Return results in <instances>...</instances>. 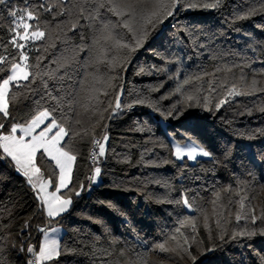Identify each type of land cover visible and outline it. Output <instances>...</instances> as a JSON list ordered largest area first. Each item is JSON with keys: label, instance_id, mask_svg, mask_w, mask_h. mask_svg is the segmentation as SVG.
<instances>
[{"label": "snow or ice", "instance_id": "6c2138e0", "mask_svg": "<svg viewBox=\"0 0 264 264\" xmlns=\"http://www.w3.org/2000/svg\"><path fill=\"white\" fill-rule=\"evenodd\" d=\"M189 10H212L223 17L233 31L241 33L239 22L264 17V0H237L235 3L229 0H0V25L4 13L8 19L7 29L0 31V186L9 182L10 173L15 172L24 177L35 205L19 228V245L15 240L9 244L14 219L27 201L20 196L13 198L11 193L7 200L0 199V264H12L9 256L13 251L26 253V264H81L79 258H84L86 264H150L153 254L161 264H204L201 257L215 252L224 243L234 241L236 246L244 247L241 241L264 237V202L254 203L264 191V152L248 161L252 165L248 171L249 181L236 177L235 187L231 183L213 184L211 199L205 206L197 201L203 200L201 190L208 191V188L204 185L198 189L184 187L185 173L189 167L195 170L202 165L204 161L200 158H208L207 162L214 166L223 164L231 159L234 145L224 151L221 160L198 140L194 130L173 128L156 137L147 119H133L127 129L143 134L139 145L131 141L123 144L122 140L127 149L122 153L109 143L111 122L129 117L137 107L159 113L164 121L179 120L192 107L218 112L225 105L238 104L237 97L264 94V86L258 79L264 77V59L258 57L261 67L254 68L256 60L236 52L232 55L241 56L246 61L244 64L233 63L223 69L218 66L211 73L212 79L207 81L204 76L208 73H185L181 79V65L185 58L192 57L182 58L175 53L165 56L154 48L147 51L163 60L165 66L149 64L146 69L137 64L135 74L167 73L168 79L175 81V87L159 100L179 98L164 110L159 100L150 94L159 92L166 81L147 85L146 91L125 88V76L136 53L154 33L163 34L160 25L165 21H169L173 29L169 43L193 49L197 58L205 52L209 59L223 58L221 49L210 46L217 33L207 31L206 25L172 23L181 11ZM255 27L264 32V22L256 23ZM243 35L248 37L247 49L264 55V39L249 31H244ZM202 36L207 43L201 41ZM171 64L178 65L174 73L169 71ZM234 67L240 68L239 83L235 82L236 77L227 75ZM222 70L226 72L225 78L218 80L216 73ZM220 92L223 95L217 99ZM125 95L129 99H122ZM242 107L237 115L251 116L254 111L264 114V95L253 100L251 106ZM238 136L264 137V128L241 132ZM132 148L139 150L136 165L159 167L160 163H171L177 168L175 175L168 179L148 180L166 189L165 195L157 197L155 202L173 204L194 214L177 220V226L161 233L162 239L148 240L130 225L125 210L112 201L102 200L99 201L102 206L129 225L132 239L113 235L102 218L92 216L83 218L101 225L100 234L89 233L88 239H84L81 229L71 228L73 235L67 238V230L62 234V222L71 215L74 200L83 192L91 191L93 186H104L107 174L104 165L108 161L132 165ZM157 149L167 152L168 156L161 158ZM78 159L87 164V185L84 181L77 182ZM176 161L181 164L176 165ZM188 161L194 164L189 166ZM241 166H244L243 159ZM255 168L260 169L259 178ZM45 171H48L47 176ZM172 181L180 182L179 189ZM122 185V181L118 183L114 179L109 187L119 189ZM176 191L179 196L170 198ZM148 198L151 199V195ZM36 216L43 223L35 226L39 239L31 243L36 239L31 232ZM54 224L61 226L54 227ZM201 229L206 234L208 247H204ZM214 240L221 245L213 243ZM253 252L258 264H264V253L255 249ZM121 257L127 258L121 260Z\"/></svg>", "mask_w": 264, "mask_h": 264}, {"label": "trees", "instance_id": "16d2710c", "mask_svg": "<svg viewBox=\"0 0 264 264\" xmlns=\"http://www.w3.org/2000/svg\"><path fill=\"white\" fill-rule=\"evenodd\" d=\"M230 3H235L237 0H229ZM230 11V10H229ZM2 25H0V31L7 29L8 19L6 13ZM189 22L200 23L206 25L207 31L216 32L217 36L210 45L211 48H219L223 51L224 55L222 59L212 60L209 59L207 52L204 55L197 58L193 52V49L188 47H176L174 44L168 42V37L173 31L171 24L168 23L166 26L160 25V29H163V34L159 32L154 33L153 38L145 44L144 48L140 49L133 60V65L129 66L127 74L125 76V88L136 90H145L147 85H156L161 82L164 83V87L159 92H152L150 95L153 99L159 100L162 95H166L169 91L175 87V81L168 79L167 73H160L152 75H136L137 68L135 65L139 64L147 69L149 64H156L158 66H165L164 61L154 57L147 49L154 48L164 53L165 56H172V54H179L182 58L191 56L192 59H184L181 65V79L184 74H196L202 75L208 73L209 75L204 76V80L207 81L212 79L211 73L219 66L222 69L225 65L231 66L233 63L242 65L246 61L241 58L246 54L247 57H251L257 62L253 64L254 68H260L261 64L257 59H264L259 51L253 53L250 49H247L246 42L248 37L243 35L244 31L253 32L256 37L264 39V32L259 31L256 27V23L264 22V17L257 16L248 21L239 22L237 26L242 28L241 33L233 31L227 23L224 22L223 17L217 15L212 10H189L181 11L176 20L172 23L185 24ZM5 39L7 33L4 32ZM201 41L207 43L205 37H201ZM187 43V41H186ZM241 53V56H234L232 53ZM178 65H169V71L174 73ZM246 71L250 70L246 69ZM240 74V68L234 67L231 73L227 75L236 77V83H239L238 77ZM226 72L220 71L216 73V78L222 80L225 78ZM249 79L251 75L249 74ZM261 86H264V77H259ZM230 82L231 79H230ZM206 86V85H205ZM223 92H220L217 99L222 97ZM264 94H258L257 97H237L236 101L238 104H233L231 107L225 105L218 112L204 111L202 108L192 107L184 112V115L179 120H172L169 118L168 121H164L163 118L157 112L146 107H137L133 110V113L124 119L116 120L111 122L110 125V141L109 143L114 145L118 152H125L127 149L123 144H127L130 141L135 142L139 145L143 140V134L132 133L127 131L131 125L133 119H147L156 137H160L164 132L171 131L173 128L180 130H194V134L198 140L207 145L209 150L213 151L215 155L223 160L224 151L231 146L233 148L232 157L230 160L224 161L223 164L213 165L208 161V158H200L204 162L202 165L196 166L195 170L192 167L186 171L185 175L187 179L184 181V187L198 189L201 185L208 188V191L201 190V196L203 200L198 199V203L205 204L206 201L211 199V189L213 184L216 185H227L229 183L236 186V177H239L240 181L247 182L251 178L248 176V171L252 168V165L248 163L257 153L264 152V137H257L255 139L239 138L238 134L241 132H248L252 129L264 128V114L254 111L253 115H237L238 111H242V105L247 104L251 106L253 100H257L259 96ZM178 96H172L171 99L159 100V105L162 109L166 110ZM122 99H129L127 95ZM231 121V123H226ZM171 126V127H169ZM97 134H100V130H97ZM123 140V144L122 141ZM160 153V157L163 158L168 156V153L160 149L156 150ZM85 155H87V147L84 149ZM132 153V165L128 164H117L114 160L107 162L104 167L107 168V174L104 177L103 187L93 186L91 191H85L82 193L80 198L74 200L72 213L68 216V219L62 222V234L64 230H67V238L71 239L72 232L71 228H79L82 230L84 239H88L89 233L100 234L102 232V226L93 224L88 219L83 217L92 216L102 218L107 225L112 229L113 235L132 239L129 235V225L122 223V218L116 216L107 207L102 206L99 201H112L120 208L125 210L130 218V225L134 226L137 232L148 240H159L162 239L161 233L167 232L173 227L177 226L176 221L182 219L184 215H193L194 213L189 212L186 209L178 208L173 204L157 203L155 202L157 197H162L166 193V189L161 185L155 183H148L150 178L165 180L175 175L177 168L173 164L160 163L159 167L143 165H136L135 161L139 158V150L137 148L131 149ZM174 159V157H169ZM244 160V166H241V160ZM159 163V160H158ZM180 161H176V165H180ZM194 162L188 161V165L192 166ZM78 177L77 182L84 181L87 174V164L84 161L78 159ZM201 168L204 171H201ZM259 178L260 169H254ZM11 180L0 186V199L7 200L9 193L12 194L13 198L20 196L23 201H27L23 210L19 211L18 215L14 219L15 227H13L12 235L9 238L8 243L11 244L13 240L19 245V238L17 233L19 228L23 225L24 220H27L32 213V209L35 205L32 203L30 197L31 192L25 185L24 177L17 175L15 172H11ZM45 175H48V171H45ZM199 177V179L193 180L192 177ZM118 183L123 182L121 188H111L109 185L113 183V180ZM144 181V183H141ZM176 184L177 188L180 187L179 181H172ZM179 191L171 193L170 198H177ZM151 195V199H149ZM264 202V191L256 197L254 203L260 204ZM28 205H31L29 207ZM205 206H207L205 204ZM2 211V209H0ZM235 211V208L233 209ZM209 212L211 208L209 206ZM5 218L7 214L4 213ZM42 220L39 216H36L32 220L33 228L31 229L32 236L36 239L31 240V243H36L39 239L35 231L37 224H42ZM259 223V222H258ZM61 226V225H60ZM201 235L205 239L204 247L209 246L206 234L201 229ZM227 240V237L225 238ZM213 243L221 245V242L214 240ZM244 247L236 246V242L224 243L217 248L215 252L208 253L206 256L201 257L204 264H258V258L256 252L264 253V237L256 236L251 240L241 241ZM251 245V247H249ZM195 254V250H194ZM128 255H131L129 253ZM161 257L164 254H159ZM27 255L13 251L9 259L12 264H26ZM127 257H121V260ZM134 258V257H133ZM68 260L73 259L67 257ZM81 264H86L84 258H79ZM150 264H161V261L157 259L156 254H153Z\"/></svg>", "mask_w": 264, "mask_h": 264}, {"label": "water", "instance_id": "95a60500", "mask_svg": "<svg viewBox=\"0 0 264 264\" xmlns=\"http://www.w3.org/2000/svg\"><path fill=\"white\" fill-rule=\"evenodd\" d=\"M171 19V18H170ZM169 23V21H165V23L163 24L164 26H166Z\"/></svg>", "mask_w": 264, "mask_h": 264}, {"label": "rangeland", "instance_id": "374dc122", "mask_svg": "<svg viewBox=\"0 0 264 264\" xmlns=\"http://www.w3.org/2000/svg\"><path fill=\"white\" fill-rule=\"evenodd\" d=\"M190 162H192V161H190ZM50 190H52V189H50ZM53 226H54V227H60V225H55V224H54Z\"/></svg>", "mask_w": 264, "mask_h": 264}]
</instances>
